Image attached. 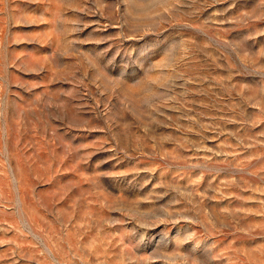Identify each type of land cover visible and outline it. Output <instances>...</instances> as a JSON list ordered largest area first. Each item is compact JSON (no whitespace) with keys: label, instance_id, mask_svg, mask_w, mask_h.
I'll list each match as a JSON object with an SVG mask.
<instances>
[{"label":"rangeland","instance_id":"374dc122","mask_svg":"<svg viewBox=\"0 0 264 264\" xmlns=\"http://www.w3.org/2000/svg\"><path fill=\"white\" fill-rule=\"evenodd\" d=\"M0 264H264V0H0Z\"/></svg>","mask_w":264,"mask_h":264}]
</instances>
